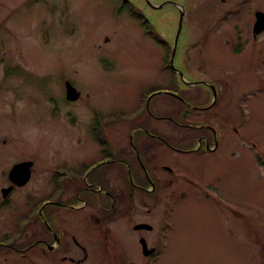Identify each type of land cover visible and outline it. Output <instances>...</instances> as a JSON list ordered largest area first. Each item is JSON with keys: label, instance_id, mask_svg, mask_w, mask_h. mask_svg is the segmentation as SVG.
<instances>
[{"label": "rangeland", "instance_id": "374dc122", "mask_svg": "<svg viewBox=\"0 0 264 264\" xmlns=\"http://www.w3.org/2000/svg\"><path fill=\"white\" fill-rule=\"evenodd\" d=\"M134 1L163 40L156 41L128 9L119 11L117 0H0V178L27 159L35 162L34 185L47 169L54 173L65 163L89 162L101 149L87 135L97 111L102 121L115 120L108 124L115 149L145 118L149 127L171 135L176 125L149 117L145 96L157 88L181 92V73L198 81L193 91H206V98L204 83H214L219 101L212 108L192 99L198 109H183L173 96L162 95L151 104L160 114L175 111L184 124L216 126L220 164L213 155L199 161L179 155L186 169L201 172V180L194 179L204 189H214L213 200L184 183L157 205L145 198L152 212L135 221L154 230L137 232L116 223L117 241H82L88 248L83 264H264V31L253 33L264 0L243 7L244 17L233 21L237 29L223 13L235 0H174L181 9H150L144 0ZM180 10L173 69L165 65L168 47L174 52ZM67 81L80 91L78 100L66 99ZM220 195L227 196L226 203ZM170 205L173 212L166 211ZM140 207L143 211L141 202ZM5 214L0 237L15 231L12 223H3L13 213ZM140 235L149 247H158L157 255L143 254Z\"/></svg>", "mask_w": 264, "mask_h": 264}, {"label": "flooded vegetation", "instance_id": "af4514ba", "mask_svg": "<svg viewBox=\"0 0 264 264\" xmlns=\"http://www.w3.org/2000/svg\"><path fill=\"white\" fill-rule=\"evenodd\" d=\"M128 2L135 4L134 0ZM174 2L176 3L174 0H162L155 4L153 0H144L143 3L150 9H181ZM233 2L223 13L228 16L229 21L231 20L232 27L237 29L236 24H233L234 19L237 21L238 18L244 17L241 13L253 3L249 4L250 0ZM243 7L245 10H242ZM143 10L145 12V9ZM128 12L134 17V12ZM180 12L182 13L181 10ZM180 12L179 20L182 18ZM256 17L257 12L255 20ZM258 35L254 34V37ZM237 47L238 44L233 49L235 53ZM184 86L181 92L175 91L184 100L172 95L175 100L180 101L183 109H198L190 103L192 99L198 107L201 104L210 105L212 108L218 104L219 93L213 105L210 104L214 92L208 84L207 98L206 91H193L198 85ZM186 89L192 93H188ZM156 95H153L150 101ZM150 101L146 105L148 113L150 117L159 119L155 114L157 112L152 111ZM139 115L138 113L137 116ZM172 115L173 124L175 122L177 128L173 126L171 135L149 127L145 118L125 132L128 141L117 149L114 146L113 134L108 131V125L103 127L106 142H100L94 136L96 127L90 123L88 138L101 149L89 162L81 161L74 166L65 163L54 168V173H49L47 169L48 174L43 176L41 184L34 185L33 173L23 185L12 181L9 174L6 179L1 177L0 216H7L5 213L11 211L13 215L3 223H12L15 231L0 237V264H83L88 258V248L82 241H117L116 223L122 221L125 225L122 229L131 226L137 232L153 231L154 228L150 224L149 229L136 228L139 224L147 223L144 220H135L144 218L145 212H152L151 208L146 207V199H154L157 205L164 193L173 195L182 183L190 185L195 191H202L206 198L213 200L214 189H204L194 179L199 178L201 172L194 173L186 169L179 155H191L193 161L207 159L213 155V160L219 161L220 164L222 156L217 128L212 124L179 123L174 119L177 113L172 111ZM121 118L122 116L118 117L117 121ZM113 121L115 120L109 118L108 124ZM187 127L192 128L195 133L185 132L183 128ZM179 132L181 134L177 135ZM221 167L217 170L219 182L223 180L224 175ZM215 173L216 171L208 172V176L211 178ZM8 187L12 189L7 193V197H4V188ZM168 188H171L169 193L165 192ZM223 197L220 195L219 199L226 203L227 196ZM140 202L144 207L143 211ZM174 206H167L166 211L173 212ZM142 238L146 239L144 235H140V240ZM150 240L155 241V237ZM151 248H155V251L150 256L157 255V246ZM40 258L42 261H37Z\"/></svg>", "mask_w": 264, "mask_h": 264}, {"label": "water", "instance_id": "95a60500", "mask_svg": "<svg viewBox=\"0 0 264 264\" xmlns=\"http://www.w3.org/2000/svg\"><path fill=\"white\" fill-rule=\"evenodd\" d=\"M181 14H182L181 15L182 18L180 19L179 28H178L177 35H176L177 38H176V42L174 45L173 57H174V54L176 52L177 39H178L180 32H181V29H182L183 12ZM263 30H264V13L259 11V12H257L256 21L254 24V33H256V34L260 33ZM172 61H173V58H172ZM181 76L185 80V77L182 73H181ZM211 87L214 90V96L216 97V90H215L214 85H211ZM163 92H166V91H159L158 93H163ZM167 93L172 94V92H170V91H168ZM79 97H80V92L78 91V89L70 81H67L66 82V98L69 101H76V100H78ZM33 166H34V161H32V160H27V161H23V162H19V163L15 164L9 172V176H10L11 180L18 183L19 185L25 184L31 177ZM11 189H12V187L4 188V196L5 197H7V193L10 192ZM136 228L137 229H141V228H148L149 229V228H151V226L148 224H139L136 226ZM140 242L142 245L144 255L148 256V255L153 253L154 248H149L148 242L146 241V239L142 238Z\"/></svg>", "mask_w": 264, "mask_h": 264}, {"label": "trees", "instance_id": "16d2710c", "mask_svg": "<svg viewBox=\"0 0 264 264\" xmlns=\"http://www.w3.org/2000/svg\"><path fill=\"white\" fill-rule=\"evenodd\" d=\"M118 1V5H119V10L121 9H124V8H127L128 10H131L133 13V15L135 16V18L141 23V25L145 26L146 27V31L148 33H150L151 35H153V37L156 39V41H159L160 42V39L161 38V35L157 33V31L155 30V28L153 27V25L149 22V20L143 15V12L138 8L136 7L134 4L132 3H129L127 0H117ZM163 40V39H162ZM165 44L166 46H168L167 43H163ZM172 51L170 47H168V51ZM171 53V52H170ZM171 56V55H170ZM169 54L167 56V64L165 65L166 67L168 68H171V65H170V60H169ZM159 90L158 88L157 89H154L150 92V94L152 92H155ZM149 94V95H150ZM149 95L145 96V99L143 100L144 101V108L145 110H147V106H146V101L149 97ZM168 94H163L162 96H167ZM159 96V94L156 95L155 98H153L150 103L152 104L153 100L156 99L157 97ZM181 104V103H180ZM182 105V104H181ZM142 108V107H141ZM141 108L138 109V112L137 113H140L141 111ZM151 109H152V106H151ZM153 111V110H152ZM154 112V111H153ZM155 113V112H154ZM156 116L160 119V120H166V121H169L170 123L173 124V121H172V118H173V115H172V112L171 113H165V114H159V113H155ZM150 116V115H149ZM111 118L113 119V117L111 116H108L106 118V120H103L102 121V113H100L99 111L95 112V116H94V120L92 122V125L94 127H96V131L94 133V136L100 141V142H106V135L104 134L103 132V127L105 125H108V119ZM118 118V117H117ZM175 118V117H174ZM177 120V118H175ZM195 142H197V139H195ZM17 233V232H16ZM16 235V234H15Z\"/></svg>", "mask_w": 264, "mask_h": 264}]
</instances>
